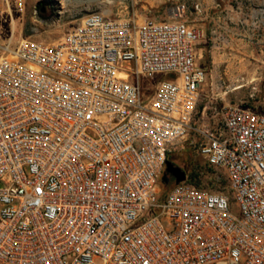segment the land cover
Wrapping results in <instances>:
<instances>
[{
  "label": "built area",
  "instance_id": "obj_1",
  "mask_svg": "<svg viewBox=\"0 0 264 264\" xmlns=\"http://www.w3.org/2000/svg\"><path fill=\"white\" fill-rule=\"evenodd\" d=\"M26 3L0 0V19ZM181 17L92 12L55 43L4 49L0 264H264V109L229 105L211 123L202 32ZM250 18L264 29V5ZM184 144L225 190L165 188Z\"/></svg>",
  "mask_w": 264,
  "mask_h": 264
},
{
  "label": "rangeland",
  "instance_id": "obj_2",
  "mask_svg": "<svg viewBox=\"0 0 264 264\" xmlns=\"http://www.w3.org/2000/svg\"><path fill=\"white\" fill-rule=\"evenodd\" d=\"M38 2H44L43 12L37 7ZM260 7L248 0H68L65 6L58 0H27L21 14L0 19V56L7 47L13 50L22 38L55 43L68 28L92 12L137 22L146 18L165 21L171 17L172 10L178 8L182 11L180 19L202 32L198 63L206 67L207 77L201 89L200 109L206 106L211 123L219 124L226 106L264 109V29L250 25L251 14L257 15ZM232 11L242 13L240 27L241 24L246 27L245 21L249 24L244 35H235L233 39L222 27L223 19L228 22ZM216 15L220 18L219 24ZM168 78L158 75L153 81L141 79V85L147 87ZM240 86L243 87L236 89ZM171 160L181 169L186 168L187 173L195 174L196 183L204 189L226 186L225 172L208 167L188 144ZM233 212L238 214L235 205Z\"/></svg>",
  "mask_w": 264,
  "mask_h": 264
},
{
  "label": "crops",
  "instance_id": "obj_3",
  "mask_svg": "<svg viewBox=\"0 0 264 264\" xmlns=\"http://www.w3.org/2000/svg\"><path fill=\"white\" fill-rule=\"evenodd\" d=\"M250 4H257V5H264V0H248ZM213 14H218L217 11H213ZM240 15H242V13L240 14V12H235L232 11L229 13V17H228V22H225V20L223 19V28L225 29L226 32L231 33L230 37L233 39V37L235 35H241V34H245L246 33V27L248 29L249 24L245 21V26L241 24L240 27ZM217 17V23H220V18L218 17V15H216ZM230 25H232V27H230ZM196 55H197V60H198V44L196 46ZM206 68V67H203Z\"/></svg>",
  "mask_w": 264,
  "mask_h": 264
},
{
  "label": "water",
  "instance_id": "obj_4",
  "mask_svg": "<svg viewBox=\"0 0 264 264\" xmlns=\"http://www.w3.org/2000/svg\"><path fill=\"white\" fill-rule=\"evenodd\" d=\"M41 11L43 12L44 8H42ZM168 175H171L174 178L175 184H179L185 181L186 179L185 172L181 168L174 166L170 161L166 162L165 172L161 178L162 184L164 185L168 184L169 181Z\"/></svg>",
  "mask_w": 264,
  "mask_h": 264
},
{
  "label": "trees",
  "instance_id": "obj_5",
  "mask_svg": "<svg viewBox=\"0 0 264 264\" xmlns=\"http://www.w3.org/2000/svg\"><path fill=\"white\" fill-rule=\"evenodd\" d=\"M37 7L40 9V11L42 10V8L44 7V2H38V4H37ZM199 64V63H198ZM202 67V66H201ZM203 68V67H202ZM204 69H206V68H204ZM206 71H207V69H206ZM242 107H245V108H250V109H254V108H252V107H250V106H247V105H241ZM254 110H256V109H254ZM209 167V166H208ZM210 168H212V167H210ZM184 172H185V174H186V180L187 181H193V182H196V180H195V177H196V175L195 174H192V173H187V171H186V168H183L182 169ZM175 184V182H174V179H172L171 180V184H168V185H166L165 186V188H168V187H170V186H172V185H174ZM198 186H200V185H198ZM218 189H220V190H225V186H223V187H221V188H218ZM210 191H216V189L215 190H210ZM162 197H163V195H162Z\"/></svg>",
  "mask_w": 264,
  "mask_h": 264
},
{
  "label": "flooded vegetation",
  "instance_id": "obj_6",
  "mask_svg": "<svg viewBox=\"0 0 264 264\" xmlns=\"http://www.w3.org/2000/svg\"><path fill=\"white\" fill-rule=\"evenodd\" d=\"M174 166L179 167L176 161L169 160ZM180 168V167H179ZM169 181L168 184H171V180L174 179L171 175H168Z\"/></svg>",
  "mask_w": 264,
  "mask_h": 264
},
{
  "label": "bare ground",
  "instance_id": "obj_7",
  "mask_svg": "<svg viewBox=\"0 0 264 264\" xmlns=\"http://www.w3.org/2000/svg\"><path fill=\"white\" fill-rule=\"evenodd\" d=\"M60 1L61 4H63L64 6L68 3V0H58ZM174 12V11H173ZM2 23V22H1ZM4 25V24H3ZM5 28V27H4ZM243 86H240V87H237L236 89H240L242 88Z\"/></svg>",
  "mask_w": 264,
  "mask_h": 264
}]
</instances>
